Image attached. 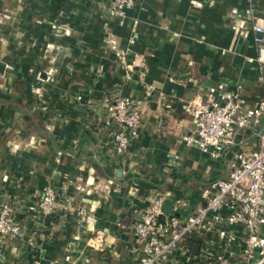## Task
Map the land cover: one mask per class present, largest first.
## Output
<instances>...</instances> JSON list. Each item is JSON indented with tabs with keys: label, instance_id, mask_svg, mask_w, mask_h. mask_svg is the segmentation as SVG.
Instances as JSON below:
<instances>
[{
	"label": "crops",
	"instance_id": "crops-1",
	"mask_svg": "<svg viewBox=\"0 0 264 264\" xmlns=\"http://www.w3.org/2000/svg\"><path fill=\"white\" fill-rule=\"evenodd\" d=\"M135 1L124 17H108L110 0H0V51L16 67L11 90L0 80V199L16 204L21 228L17 238L0 235V264H136V210L169 191L163 208L181 199L176 215L193 214L203 191L226 175L228 153L257 148L264 115L258 127L237 132L240 143L225 159L186 145L182 136L194 125L183 105L221 82L226 90L241 85L245 107L264 100V63L255 60L245 13L252 8L264 24V0ZM52 25L71 32L54 36ZM48 42L54 47L45 54ZM121 50L129 61L144 57L141 75L134 68L123 76ZM50 69V80L38 79ZM115 90L140 103L139 131L123 154L104 124L103 103ZM48 184L70 204L33 215L27 207ZM235 228L242 241V225ZM190 242L199 251L197 237ZM161 264L197 263L175 250Z\"/></svg>",
	"mask_w": 264,
	"mask_h": 264
},
{
	"label": "built area",
	"instance_id": "built-area-1",
	"mask_svg": "<svg viewBox=\"0 0 264 264\" xmlns=\"http://www.w3.org/2000/svg\"><path fill=\"white\" fill-rule=\"evenodd\" d=\"M110 1L108 14L119 17H124L126 10L136 4L135 0ZM196 5L201 3L196 2ZM245 13L252 21L253 41L257 47L255 60L264 63V24L254 17L252 8H246ZM135 24L137 20H134ZM118 57L128 78H131L134 68L140 70L139 75L143 73V56L129 61L124 50ZM151 91L152 87L148 85L146 96ZM240 94L241 85L226 90L221 82L209 87L206 96L197 95L183 105L184 110L191 112L194 125L191 133L182 136L183 142L196 146L212 158L225 159L226 153L236 144L237 132L247 127H258L264 115V100L245 107ZM103 109L104 124L114 128L115 152L123 154L131 139L138 134L140 103L119 92H112L105 98ZM258 138L254 151L231 152L226 175L203 191L202 203L193 214L184 218L176 215L178 206L185 205L181 199H175L173 210L165 212L163 205L170 196L169 191L155 195L147 207L135 211L132 229L139 252L136 264H161L175 250H179L188 263H264V131L258 134ZM40 198L29 206L30 213L55 215L67 208L52 186H45ZM238 224L243 227L242 241L235 228ZM20 232L18 223L0 221V233L15 238ZM210 234L216 236L217 241L211 239ZM195 237L200 248L199 253L193 256L189 255L186 243ZM28 243L31 245L33 240L29 239ZM235 244H239L238 251L233 248Z\"/></svg>",
	"mask_w": 264,
	"mask_h": 264
},
{
	"label": "rangeland",
	"instance_id": "rangeland-1",
	"mask_svg": "<svg viewBox=\"0 0 264 264\" xmlns=\"http://www.w3.org/2000/svg\"><path fill=\"white\" fill-rule=\"evenodd\" d=\"M104 9H106V12L108 13V10H109V7L107 6V7H104ZM4 17L3 15H1L0 14V22L2 21L1 20V18L2 17ZM108 17L109 16H111L110 14H108L107 15ZM4 23V22H3ZM1 24V23H0ZM9 27V24H7L6 25V27ZM71 32V29L67 26V25H60V26H57V25H52V34L54 35V36H61V35H63V34H66V33H70ZM3 38H8V39H10L11 37H3ZM18 40H19V42H21V39L20 38H17ZM103 43L104 44H107V45H109V46H112L113 44L109 41V39L107 38V37H104L103 38ZM53 47H54V43L53 42H48V43H46L45 44V46L43 47V50L45 51V54H49L52 50H53ZM124 50H121V51H119L118 53L120 54L121 52H123ZM3 53V54H2ZM6 53L5 52H1L0 51V74H1V76H2V78L0 77V80H2L1 81V83H3V85L2 86H4V84L5 83H8L7 84V87H8V90H11L12 89V86H13V82H14V79L13 78H11V76H10V74H11V72L14 70V69H16V67H14L13 69H12V64H11V62L10 61H5L7 58L4 56ZM118 59H119V61H120V58L118 57ZM121 62V61H120ZM121 64V63H120ZM121 66H122V64H121ZM122 68H123V76L125 77V78H127V79H130V78H128L127 76H126V74H125V69H124V67L122 66ZM18 69V71H22V70H24L23 68H17ZM94 70H97L96 71V74H99L101 71H102V69H101V66L99 65L97 68L96 67H94L93 68ZM26 70V69H25ZM52 72H54L52 69H50V70H48V72H47V70H46V72L45 73H42V72H37V74H38V79L39 80H41V81H45V80H50V77L52 76ZM21 73V72H20ZM44 74H45V76H44ZM3 88V87H2ZM18 88H20V87H18ZM35 90L37 91L38 89L37 88H35ZM112 92H118V91H112ZM111 92V93H112ZM78 99H81V97L80 96H78ZM31 140H32V137L29 139V141L28 142H25V146H27V145H29V144H31ZM34 142V139H33V141H32V143ZM35 142H37L36 140H35ZM15 149H18V144H14V146H13ZM238 150H240V151H244V152H246L245 150H241V149H237V151ZM47 186V185H46ZM48 186H51V185H49L48 184ZM44 187H42V189H43ZM42 189H41V191H40V197H41V194H42ZM39 199H41V198H38V200ZM60 201H62L61 203H64L65 205H67V204H70V201H69V199H65V200H60ZM34 203V202H33ZM32 203V204H33ZM30 206V205H29ZM29 206L27 207V208H29ZM17 206H16V204H12V203H10L9 202V200H8V198H6V199H3V198H1L0 199V221H6V220H11V221H13V222H15V223H17V219H16V217H15V215H16V212H17ZM28 211V210H27ZM81 213L83 212V211H80ZM28 214V213H27ZM33 215H37V214H33ZM40 216V215H39ZM41 216H43V215H41ZM21 234V233H20ZM20 234L17 236V237H19L20 236ZM0 235H2V236H6V234H3V233H0ZM9 237V236H8ZM17 237H15V238H17Z\"/></svg>",
	"mask_w": 264,
	"mask_h": 264
},
{
	"label": "trees",
	"instance_id": "trees-1",
	"mask_svg": "<svg viewBox=\"0 0 264 264\" xmlns=\"http://www.w3.org/2000/svg\"><path fill=\"white\" fill-rule=\"evenodd\" d=\"M164 210H165L166 212L168 211V210L165 209V206H164ZM168 212H169V211H168ZM186 244L188 245L189 249H190L193 253H196V252L199 253V251H197V246L195 247L190 241H187Z\"/></svg>",
	"mask_w": 264,
	"mask_h": 264
},
{
	"label": "water",
	"instance_id": "water-1",
	"mask_svg": "<svg viewBox=\"0 0 264 264\" xmlns=\"http://www.w3.org/2000/svg\"><path fill=\"white\" fill-rule=\"evenodd\" d=\"M262 122H264V119L262 120ZM246 132H248V130H246ZM261 133H262V130H260L258 134H261ZM240 136H241L240 134H237L235 136L234 141H235L236 144L240 143ZM230 154H231V152L228 153V156H230Z\"/></svg>",
	"mask_w": 264,
	"mask_h": 264
}]
</instances>
